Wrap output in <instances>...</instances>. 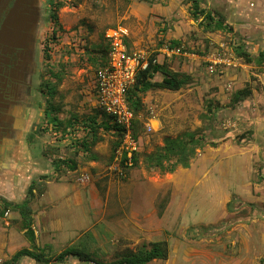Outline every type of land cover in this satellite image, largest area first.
<instances>
[{"label":"rangeland","instance_id":"1","mask_svg":"<svg viewBox=\"0 0 264 264\" xmlns=\"http://www.w3.org/2000/svg\"><path fill=\"white\" fill-rule=\"evenodd\" d=\"M39 3L42 12L35 39L43 77L51 90L57 84L53 74L63 80L47 104L46 117H40L39 130L33 129L25 137L32 145L21 140L20 156L26 161L24 167L29 165L28 172L21 173L22 162H18L11 172L0 173V199L22 204L28 198L35 220L33 241L28 233L22 234L21 215L9 209L10 226L0 223V258L6 256L1 264L11 260L13 252L25 249L44 252L49 258L77 249L104 264H115L129 253L149 250L151 244L160 242L169 244V258L150 264H264V101L258 99V106L235 103L238 92L250 88L261 92L264 86L252 75L253 68L210 74L204 57L197 55L213 54L222 44L233 53L247 35L234 38V46L233 37L224 32H204L192 18L188 0H178L172 9L171 0ZM60 3L63 8L57 13L56 25L50 16ZM153 5L170 9L168 17L151 13ZM220 5L223 2L210 7L220 11ZM118 25L130 30L133 51L146 53L151 60L167 63L173 72L193 78L192 84L179 92L157 90L142 96L138 133L144 138L143 152L126 180L108 176L116 138L98 115L93 94L104 33ZM162 37L180 41L186 52L198 58L170 59L161 51ZM235 75L240 77L229 79ZM45 100L41 99V111ZM55 108L60 109L56 112ZM91 117L96 120L98 140L86 154L81 144L92 141L85 127ZM150 120L156 130L147 135L144 125ZM186 132L198 133L206 143L189 169L162 174L146 164V157L162 148L165 138ZM216 143L218 147L212 148ZM93 156L98 162L91 167ZM84 175L90 180L83 182ZM32 186L33 197L29 195ZM205 229L219 233L204 236ZM18 264L38 263L23 259ZM63 264L94 263L70 258Z\"/></svg>","mask_w":264,"mask_h":264},{"label":"trees","instance_id":"2","mask_svg":"<svg viewBox=\"0 0 264 264\" xmlns=\"http://www.w3.org/2000/svg\"><path fill=\"white\" fill-rule=\"evenodd\" d=\"M188 1L190 4V13L192 18L196 22H200L199 26L203 28L204 32L215 33L218 31H232V28L226 25L224 16H221L219 13L209 11L207 9H202L201 2L199 0ZM62 8L63 4H56L53 12L51 13L50 17L56 25H58L59 22L57 13ZM162 32H165V30H163ZM56 33L57 32L55 31L54 35ZM128 47L130 48L129 43ZM180 47H182L180 41L171 42L172 49ZM108 49L109 46L103 36V45H101L97 53L101 58L100 67L106 64ZM234 51L236 57L243 60L247 64H256L257 66L264 65V52H261L257 58H253L244 50L243 46L240 44L236 45ZM209 52L210 51L204 53L198 52L199 54L197 55H200V57H205V55H207ZM203 63H205L204 65L208 67L206 62ZM53 75L57 79V84L53 87L51 99L55 94H57L58 85L63 80L60 75ZM157 76H161L162 79L160 81H157ZM192 82L193 78L191 75H188L186 73L173 72L172 70H170L167 63L163 62L162 64H154L153 60H151L149 63V67L144 71H140L135 84L129 89L128 92V103L136 117V132L138 133V118L144 108L142 100L143 95L147 94L150 91L157 90L179 92L191 85ZM250 95L251 91L248 89L238 92L237 96L235 97V103L240 104L247 101ZM59 109L60 108H55V111L58 112ZM98 115L104 118V124L107 122V128L111 130L110 132L116 138L115 146L113 147L114 153V151L119 146L120 140L122 138V133L120 132V130L114 132L115 130L109 124L110 120L105 113L98 111ZM56 121L60 122V126L62 125L58 116L56 118ZM68 125L72 126L73 124L69 121ZM85 125L92 137L91 143L85 141L81 144V147L87 154V152H90L91 148L97 143L98 127H96V120L93 117L87 119ZM205 146L206 143H204V139L202 137H198V133L195 132H186L176 138L168 137L164 139V146L162 148H158L155 153H152L146 157V164L148 166L158 168L160 172H162V174H173L178 168L187 170L190 168L192 160L196 157L197 151H203L205 149ZM211 147L217 148L218 144H211ZM96 159V156L92 157V160L96 161ZM134 161L135 165H137L139 162V156L136 155ZM72 169H76L75 164H73ZM33 191L34 188L32 186L29 188V195L32 197L34 196ZM0 201H2V203L4 204L5 209L13 210L14 212H18L21 215L23 219V230H26L30 238L34 239L35 233L33 232L32 228L34 220L32 215L33 211L30 206L31 200H28L27 198V200L22 204H13L3 199H0ZM218 233L219 231L216 229H205L202 231V234L204 236H216ZM169 253V244L167 242L153 243L150 245L149 250L142 249L136 253H129L121 262L115 264H150L154 261H166L169 258ZM70 258H75L82 263L104 264L95 260L89 253L77 249H67L55 258L47 257L44 252L35 253L31 250L25 249L18 252L11 261L4 264H18L23 259L33 260L38 264H50L51 262L63 264Z\"/></svg>","mask_w":264,"mask_h":264},{"label":"built area","instance_id":"3","mask_svg":"<svg viewBox=\"0 0 264 264\" xmlns=\"http://www.w3.org/2000/svg\"><path fill=\"white\" fill-rule=\"evenodd\" d=\"M130 30L123 25L108 28L104 33V39L109 46L106 64L101 66L95 76L94 96L96 109L105 113L114 128V132L120 130L122 138L119 146L114 151L112 163L108 168V176L119 180H126L128 172L135 167V156L143 152L144 138L136 132V117L128 103L129 89L135 84L140 71L149 67L151 58L143 52L133 51L128 47ZM234 46L235 44L232 43ZM163 54L170 59L181 57L184 59L198 58L189 54L183 47L170 49L165 47ZM228 48L220 45L215 53L205 56L203 59L208 65L210 74L218 75L228 68H236V59L230 56ZM158 64V60H153ZM145 133L150 135L155 132L152 120L144 125ZM139 135V136H138ZM90 180L89 175H84L82 181ZM11 211L5 209L0 201V222L6 227L10 226L9 217ZM0 258V264H1Z\"/></svg>","mask_w":264,"mask_h":264},{"label":"flooded vegetation","instance_id":"4","mask_svg":"<svg viewBox=\"0 0 264 264\" xmlns=\"http://www.w3.org/2000/svg\"><path fill=\"white\" fill-rule=\"evenodd\" d=\"M13 5L14 1L1 14L0 32ZM35 38L30 35L26 44L0 40V173L4 174L15 169L18 162H22L20 172H28L29 165L24 167L26 161L20 156V149L24 142L32 145L25 137L33 129L39 130L43 121L40 117H46L47 104L51 103L52 90L43 77ZM43 98L45 108L41 111Z\"/></svg>","mask_w":264,"mask_h":264},{"label":"crops","instance_id":"5","mask_svg":"<svg viewBox=\"0 0 264 264\" xmlns=\"http://www.w3.org/2000/svg\"><path fill=\"white\" fill-rule=\"evenodd\" d=\"M177 1L178 0H171L172 4H170L169 8L172 9L174 7V3L177 4ZM199 1L201 2V8L202 9H207L209 11L219 13L221 16H224L226 25H228L230 28H232V31L231 32H229V31L224 32L223 31V32H224V34H228V37L229 36L233 37V39L231 38V41H233L232 43L236 44L234 38L238 39V37H240L239 34L244 33L248 37L244 36L243 38H241L243 40H242V44H240V45L243 46L244 50L248 54H250L253 58H257L261 52H264V0H219V1L218 0H199ZM216 2H219V3L223 2L222 6L224 8L223 9L224 11L222 10L221 5L219 6L221 8L218 9L220 11H216L214 8L210 7L212 5H216ZM40 7H42V4H40ZM149 9H150L151 13H154L157 17H168L169 11H170V9H162V8H159L158 6H155V5L151 6V8H149ZM216 33H222V32L218 31ZM249 33H253L254 37L249 36ZM235 35H236V37H235ZM163 39H164V37H162V41L164 42L162 45L163 50L165 49V47H169L170 49H172L171 48V42L172 41L170 42L166 39L165 40H163ZM254 43L256 45H259V46H254ZM236 45H238V44H236ZM163 50H161V51H163ZM232 54L234 55V57ZM230 56H232L234 59L237 60L236 61L237 67L236 68H228L226 71H224V73H226L229 70H234V69L246 70L248 68H253V69H251V72H253L252 75L254 77H257L258 80L261 81L263 86H264V65L263 66H257L256 64H247L243 60L237 58L235 55V52L231 53ZM158 64H161V62H159V60H158ZM237 77H240V76H236V75L231 76L229 79L235 80V79H237ZM249 79H251V76L249 77ZM250 91H251V95L247 99V101L242 102L240 104H243L244 106L251 105V104L257 105V102L259 100L264 101V91L259 92L258 90L253 89V88L252 89L250 88ZM257 109H258V107H257ZM97 162L93 161V164H91L92 165L91 167H93L94 165H97ZM97 168H101V166L99 165ZM88 169L91 171V168H88ZM50 184H51V182L48 183V186ZM48 190H49V188H48ZM48 190H47V193L44 195V198L47 197V195L49 193ZM0 223L3 224L2 222H0ZM32 228L34 230V227H32ZM26 233H27L26 230L22 231V234H26ZM10 237H11V235H10ZM10 237H9V239H10L9 244H13V240L11 239L12 237L11 238ZM0 238H2L1 235H0ZM9 239H7V240H9ZM32 240L34 241L35 238ZM1 242H2V240L0 239V243ZM2 247H3V244L0 245L1 250H2ZM18 252H20V251L13 252L12 253L13 256H11L10 259L12 260V258ZM12 254H10V255H12ZM5 258H6V256L3 259H1L2 263L4 262ZM11 260H7L6 262L11 261ZM20 262H22V260Z\"/></svg>","mask_w":264,"mask_h":264},{"label":"water","instance_id":"6","mask_svg":"<svg viewBox=\"0 0 264 264\" xmlns=\"http://www.w3.org/2000/svg\"><path fill=\"white\" fill-rule=\"evenodd\" d=\"M13 1L14 5L7 12L6 20L0 32V40L26 44L30 35L36 37V33H38L40 3L39 0H0V18Z\"/></svg>","mask_w":264,"mask_h":264},{"label":"bare ground","instance_id":"7","mask_svg":"<svg viewBox=\"0 0 264 264\" xmlns=\"http://www.w3.org/2000/svg\"><path fill=\"white\" fill-rule=\"evenodd\" d=\"M36 35H37V33H36Z\"/></svg>","mask_w":264,"mask_h":264}]
</instances>
